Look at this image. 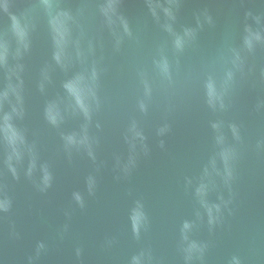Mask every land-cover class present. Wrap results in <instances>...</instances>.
Returning a JSON list of instances; mask_svg holds the SVG:
<instances>
[{
	"label": "water",
	"instance_id": "1",
	"mask_svg": "<svg viewBox=\"0 0 264 264\" xmlns=\"http://www.w3.org/2000/svg\"><path fill=\"white\" fill-rule=\"evenodd\" d=\"M0 264H264V0H0Z\"/></svg>",
	"mask_w": 264,
	"mask_h": 264
}]
</instances>
